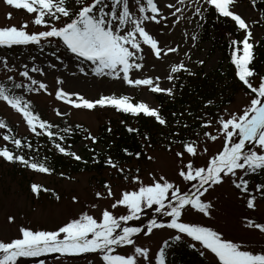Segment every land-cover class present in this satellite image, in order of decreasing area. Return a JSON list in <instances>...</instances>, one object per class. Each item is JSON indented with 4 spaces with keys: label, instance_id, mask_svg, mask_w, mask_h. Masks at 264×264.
Instances as JSON below:
<instances>
[{
    "label": "snow or ice",
    "instance_id": "obj_1",
    "mask_svg": "<svg viewBox=\"0 0 264 264\" xmlns=\"http://www.w3.org/2000/svg\"><path fill=\"white\" fill-rule=\"evenodd\" d=\"M183 5L184 0H176ZM197 5L193 15L200 20H205V13L211 7L220 17L230 18L238 30L245 34L242 39H234L230 36L232 46L231 63L235 67V76L242 86L248 91L245 95L249 98V103L237 111L224 109L222 114H217L215 120L203 119L200 125L202 129H208L215 124V133L203 131L205 141H222L220 150L215 154H210L209 148L202 149L197 140L181 141L183 151L175 152V156L181 158L183 165L178 169V175L183 182L190 184V190H182L179 184L167 179L164 175L159 178L155 174L149 173L151 183H145L139 175V169L135 174L131 169L127 172L111 156H107L105 164L123 174V179L133 187L131 190H122L119 198L113 191L110 183L104 184L105 192H95V197L99 199H112L109 207L100 209V215L96 216L91 211L84 209L76 214L69 215L54 230L39 229L21 226L20 236L13 238L9 242L0 240V264H18L20 258L41 257L47 254L57 253L60 257L80 256L86 253H93L99 257L100 264H140L143 258L145 264H166V250L171 243L180 242L185 237L190 238L194 243L190 247L196 248L200 245V255L206 254L211 257L210 264H264V251L254 253L245 250L242 243L227 238L223 232L198 223L184 222L183 216L189 210H195L204 216L211 218V201L202 199L205 193L214 186H219L226 181L235 186L243 194L248 209L256 207V195L249 190V174L264 173V75H260L251 66L254 59V48L259 44V40L253 39V30L250 23L240 13L233 10L237 0H204L200 5L199 0H193ZM258 0H251V5L255 7ZM7 5L16 9L26 10L29 14H35L32 23L36 26H43L46 30L29 32L28 21H24L21 26L0 27V46L11 48L16 45H36L41 50L46 45L54 46L56 55L61 47L78 59L89 64L91 72L99 77H111L122 80L129 86H146L152 93H165L174 95V87H161L160 77L134 78L133 72L145 67V47L147 46L156 58H162L168 53H176L177 47L163 48L155 36L146 29V21H154L157 24L166 17L162 16L161 8L158 7L157 0H135L132 5L130 0H6ZM138 9L140 15L132 10ZM169 9H175L171 13L175 17L181 12V8L176 4H167ZM150 13V14H149ZM159 17V18H158ZM11 19V13L8 14ZM175 22V21H174ZM252 23H259L253 21ZM198 27L202 25L198 24ZM187 36L188 34L185 33ZM191 39L195 42L198 37L195 33ZM187 56L188 53H185ZM60 59L59 55H56ZM190 59V56L188 57ZM7 67V58L3 59ZM196 63L203 64V60ZM20 73L26 77L30 83L22 85L14 83L13 88L26 87L28 91L47 92L48 85L29 75L28 66ZM55 67V65H50ZM81 73H85L83 66L77 65ZM32 72L43 74V69L32 67ZM186 72L194 76L192 71L183 61L171 65L168 81L178 79L173 75L179 72ZM86 74V73H85ZM259 76L258 85H254L255 78ZM9 77V80H12ZM58 84L64 81L57 78ZM35 86V87H33ZM183 87V85H181ZM51 94V93H49ZM57 99L65 101L67 104L77 109L93 110L98 106L113 107L117 111L130 113L139 116L141 113L147 117L154 118L160 125H166L167 120L162 116L158 107H151L146 102L133 103L128 95H100L98 99H87L79 93H70L63 87L55 92ZM75 97V99H73ZM0 100L4 101L12 109L22 114L31 132L37 136L46 135L53 142L59 153L67 155L76 161H82V157L71 150V145L65 147L56 142V138L64 141L73 129L71 126L65 127L59 132L53 131L58 125L42 119L36 113L31 101H27L23 96L14 94L5 84L0 83ZM213 100H207L205 106L213 105ZM57 116H66L67 113L55 110ZM191 115V113H188ZM173 116L176 113L172 114ZM183 115V114H181ZM207 114H205L206 116ZM201 119V118H198ZM188 127V125H184ZM7 127L4 120H0V128ZM76 128H82L77 125ZM39 129L40 131H38ZM11 131V129H9ZM85 140H91L95 144L98 140L96 136L84 129ZM111 132V127L107 128ZM129 133L137 132L138 129L127 127ZM175 135H179L176 133ZM201 133H196L199 138ZM4 140H11L16 149L22 147L32 148V144L24 145L21 139L5 135ZM145 135V139H147ZM175 142V141H174ZM171 144L169 145V150ZM94 151V150H93ZM123 152L127 156H135L139 159L141 152H131L124 148ZM189 155L191 158L197 156L206 158L205 166H197L193 159H189L186 164L183 157ZM0 158L8 162H19L34 171L41 173H51L53 171L45 162L30 160L23 154H15L7 147H0ZM148 159H152L151 156ZM93 162L99 163L97 156H93ZM87 163V161H84ZM243 173V175H241ZM63 175V173H61ZM31 191L39 196L41 191L50 192L52 190L33 183ZM255 191L264 197V182L255 185ZM56 200L60 196L56 195ZM74 203H78V198L73 196ZM99 204H92V210L98 209ZM118 207H123L126 214H115ZM149 212L168 217L167 222L159 221L152 215L144 223L142 217L148 216ZM9 222H13L15 217L9 216ZM245 227L259 230L264 233V223L255 222L245 218ZM175 230L169 240L163 241L155 255L150 256V249L136 243V237L144 235L150 236L154 230L159 229ZM131 246L132 254L119 253L118 248ZM40 264H44L41 260ZM87 264H96L95 260H88Z\"/></svg>",
    "mask_w": 264,
    "mask_h": 264
},
{
    "label": "rangeland",
    "instance_id": "obj_2",
    "mask_svg": "<svg viewBox=\"0 0 264 264\" xmlns=\"http://www.w3.org/2000/svg\"><path fill=\"white\" fill-rule=\"evenodd\" d=\"M203 2L204 0H199L200 5H203ZM130 3L134 5L135 0H130ZM157 3L158 7L161 8L162 16L166 17V19H162L159 24L154 21H146V29L156 37L163 48L178 46V51L176 53H168L166 56L158 59L147 46H144L145 67L139 71H134L133 77H152L155 79V77L159 76L160 86L167 88L174 85L173 81L166 79L167 75L170 74L171 65L180 61H183L191 69H196L198 65H201L196 62L203 60V71L206 73L213 72L222 61V55L219 51L212 52L210 42L208 41L204 43H200L199 39L195 42L192 41L191 36L193 33L197 37L200 36L202 28L197 25L203 23L198 16L193 15L197 6L193 0H184L183 5L178 4L176 0H157ZM169 3L176 4V7L181 8V12L176 13L175 17L171 15L175 9L167 7ZM132 10L134 12L138 11L135 6ZM233 10L246 18L252 26L253 39L260 41L264 35V16L258 11L256 6L253 7L251 5V0H237L233 6ZM9 13H11V19H8ZM34 15L27 13L26 10L16 9L14 6L7 5L6 0H0V27L12 25L19 27L24 21H28L27 30L29 32L46 30L43 26H36L32 23ZM253 21H259V23H252ZM185 33L188 35L186 36ZM27 47H31L27 48L30 51H27L25 48H13L8 52L0 46V83L5 84L14 94L23 96L25 100L31 101L33 110L42 119L50 123L55 124L66 120L69 123L78 122L92 134L98 136L101 132L100 127L109 121V119H115V121L119 122V115L113 107L101 108L98 106L93 110L77 109L65 101L57 99L55 92L61 87L70 93H79L87 99H98L100 95H128L131 97L133 103L143 101L151 107H158L160 109L156 95L150 92L146 86L133 87L127 85L122 80L106 76H96L91 72L89 64L82 63L80 59L73 54L67 53L62 47L56 54L59 55L60 59H57L56 55H53L56 52L54 46L46 45L43 50L36 45H29ZM185 53H188V55L186 56ZM189 56L190 59L188 58ZM5 57L7 58V67H5L3 62ZM25 65L28 66L27 70L30 76L48 85L47 92L43 90L40 92L28 91L26 87L13 88L14 83H20L25 86L30 83L26 77L20 75L25 70ZM50 65H55V67H50ZM77 65L83 66L86 74L81 73ZM34 66L42 68L43 74L32 72L31 68ZM9 77L13 79L9 80ZM57 78L62 79L64 83L58 84ZM256 79L254 85H258L259 83L258 76ZM245 92L242 88H237L236 93L233 94L231 103L216 113L222 114L224 109H228L230 112L242 109L249 103V98L245 95ZM56 109L67 113V115L63 117L57 116ZM0 120L16 125L22 134H32L22 114L12 109L2 100H0ZM205 131L215 133V124ZM202 133L199 138H195L201 149L207 146L210 154H215L220 150L222 141L206 142ZM85 146L86 143L81 141L72 149V151H75L83 158L82 160H86L88 156ZM97 148L101 149V145ZM177 151H183V148L175 146L174 149L169 150V148L165 146L161 147L157 143L146 154L148 157L151 156L152 159L146 157V160L141 164L133 161L130 166L126 167V172L128 169H131L132 173L135 174V170L138 168L140 170L139 175L145 183H151L149 173L155 174L157 178L160 175H164L170 181L179 184L182 190H190V184L183 182L182 178L178 175V169L183 165L180 162L181 158L175 156V152ZM190 158L186 154L183 157L184 164ZM206 158L210 159V155L206 154L205 157L197 156L191 159L194 160L195 165L205 166ZM30 175H33V183L44 185L52 191L37 196L31 191V185L28 183L29 177H25L16 170L14 171L12 166L6 163L3 164L0 159V240L2 241L9 242L13 238H18L21 235L19 232L21 226L31 227L34 230H54L69 215L76 214L84 209L99 216L100 209L109 207L113 202L112 199L98 200L95 197V192L100 191L103 193L106 191L103 187L104 185L100 182L101 177H105L108 183L111 184L117 199L122 190H131L133 187L123 179V174L114 169L106 170L104 174L94 171L80 172L79 174H74L69 179L57 177L49 173L36 172L34 174L30 173ZM247 178L250 179V192L257 197L254 209H248L243 194L234 185L226 181L222 185L209 189V192L205 193L204 197H202L203 200L211 201L213 204L211 218L195 210H189L183 216V221L211 226L223 232L227 238L242 243L245 250H251L254 253L264 251V233L244 226L245 218L252 219L258 223H264V197H261L260 193L255 191V185L264 182V178H261L260 182L254 180L253 174H249ZM57 194L60 196L59 200L55 198ZM73 196L78 198V203L73 202ZM94 203L99 204L100 207L92 210L91 206ZM115 214H126V210L123 207H118L115 210ZM152 215H155L159 221L167 222L169 220L168 217L149 212L148 216L142 217L141 222H129V224H146ZM9 216L15 217L13 222H9ZM174 234H176L175 230L172 229L154 230V233L150 236L145 237L141 234L136 237V243L149 248L150 256L154 258L159 248L163 246V241L169 240ZM182 241L187 244L194 243L187 237ZM196 249L200 253L201 247L199 244H197ZM118 252L121 254H132L133 248L131 246H123L118 248ZM204 258L206 259L205 263L210 264L211 257L206 254ZM139 259L140 264H145L143 258ZM88 260H95L96 264H100L99 257L93 253L66 257L52 254L50 257H46L44 264H87ZM19 264L26 263L22 261ZM30 264L34 263L30 262ZM166 264L172 263L166 259Z\"/></svg>",
    "mask_w": 264,
    "mask_h": 264
},
{
    "label": "trees",
    "instance_id": "obj_3",
    "mask_svg": "<svg viewBox=\"0 0 264 264\" xmlns=\"http://www.w3.org/2000/svg\"><path fill=\"white\" fill-rule=\"evenodd\" d=\"M256 8L264 16V0H258ZM217 16L218 14L210 7L205 13L206 19L202 20V30L198 37L200 43L210 42L212 52L219 51L221 53L222 61L217 68L213 72L206 73L203 71V64L198 65L196 69H192L196 73L194 76L181 71L174 74L178 79L173 81L175 85L173 96H168L164 93H154L160 105V112L167 120L166 125H160L154 118L147 117L142 113L139 116H134L130 113L117 111L114 108L119 115V122L115 121V119H109L103 124L100 127L101 132L98 136L92 134L98 138L97 142L93 144L90 139H84L86 135L84 129L86 128L82 124L78 122L69 123L68 120L55 123L58 127L53 129V131L59 132L61 135H64L61 130L65 127L71 126L73 129L64 141L59 140V137H57V143H61L65 147L71 145V150L81 141L86 143L85 151L88 154L86 160L76 161L67 155L59 153L53 142L46 135L22 134L16 125L5 121L7 127L0 128V147H7L15 154H23L27 159L45 162L53 170L49 174L69 179L80 172L94 171L104 174L106 170L114 169L105 164L104 161L107 156H111L126 170V167L130 166L133 161L138 164L143 163L148 157L146 154L157 143L161 147L165 146L167 148L171 144V149H174L175 146L182 147L181 141L195 140L197 137L196 133H202L206 130L200 127L203 119H214L216 112L231 103L237 88L240 87L248 91L235 76V67L231 63V52L233 49L229 36L231 34V38L239 40L243 38L244 32L238 30L236 24L229 18L220 17L217 19ZM4 48L9 52L13 48H25L28 51L29 49L27 48L31 47L16 45L11 48L4 46ZM254 54L255 59L251 66L257 73L264 75V35L259 44L255 46ZM256 78L253 81L254 83L257 80ZM207 100H213V105L206 107L205 103ZM189 112L191 115L188 114ZM173 113H176V115L173 116ZM205 114L207 115L205 116ZM77 125H81L82 128H76ZM184 125H188V127ZM128 126L138 129V133H129L127 131ZM108 127H111V132L107 131ZM37 130L40 131L39 129ZM176 133L179 135H175ZM5 135L21 139L24 145L31 143L32 148L29 149L25 146L21 149H16L11 140H4L3 137ZM145 135H147V139H145ZM99 145H101V149L97 148ZM124 148H128L133 153L141 152L142 155L139 159L135 156H127L123 152ZM94 155L98 157L99 163L93 162ZM0 159L3 164L6 163L12 166L14 171L16 170L25 177H29L28 183L30 185L33 184V175H30V173H41L19 162H8L3 158ZM84 161H87V163H84ZM114 170L117 171V169ZM253 175L256 182H260L261 178H264V173H255ZM100 182L104 185L108 181L105 177H101ZM42 193L47 192L41 191L40 194ZM53 254L58 255L57 253ZM51 255L20 258L18 264L22 261L26 264H30V262L40 264L41 260L45 261L46 257ZM166 258L172 264H207L204 256H201L196 248L190 247V244L183 241L171 244L166 250Z\"/></svg>",
    "mask_w": 264,
    "mask_h": 264
}]
</instances>
